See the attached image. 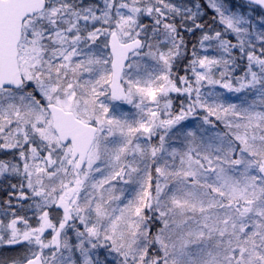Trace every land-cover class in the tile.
Returning a JSON list of instances; mask_svg holds the SVG:
<instances>
[{
	"label": "snow or ice",
	"instance_id": "snow-or-ice-1",
	"mask_svg": "<svg viewBox=\"0 0 264 264\" xmlns=\"http://www.w3.org/2000/svg\"><path fill=\"white\" fill-rule=\"evenodd\" d=\"M0 264H264V0H0Z\"/></svg>",
	"mask_w": 264,
	"mask_h": 264
}]
</instances>
